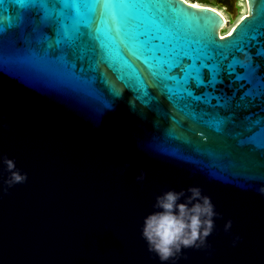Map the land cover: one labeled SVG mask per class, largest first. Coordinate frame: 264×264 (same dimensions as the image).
<instances>
[{
	"label": "water",
	"instance_id": "1",
	"mask_svg": "<svg viewBox=\"0 0 264 264\" xmlns=\"http://www.w3.org/2000/svg\"><path fill=\"white\" fill-rule=\"evenodd\" d=\"M216 2L236 17L226 0ZM247 4L248 14L223 37L224 18L207 4L116 5L168 14L173 44L204 37L223 47L227 59L201 69L206 83L190 85L196 98L189 107L159 82L155 70L163 71V60L145 61L126 46L128 68L99 46L83 53L77 72L83 67L86 87L35 64L0 63V157L27 173L9 188L0 164V264H160L140 236L143 217L154 211L156 194L189 185H198L220 215L209 246L184 249L176 264H264V196L257 191L264 149L256 146L264 139V90L249 94L247 80L238 79L249 63L264 75V35L240 51L226 43L264 24V0ZM2 7L7 29L19 6ZM64 52L69 61L81 55Z\"/></svg>",
	"mask_w": 264,
	"mask_h": 264
},
{
	"label": "snow or ice",
	"instance_id": "2",
	"mask_svg": "<svg viewBox=\"0 0 264 264\" xmlns=\"http://www.w3.org/2000/svg\"><path fill=\"white\" fill-rule=\"evenodd\" d=\"M129 2L135 0H0V63L35 64L59 79L86 87L83 67L77 72V62L83 60V53L94 54L99 46L106 56L123 61V67L128 68L130 62L123 56L126 46L145 61L163 60L159 65L163 71L155 70L159 82L177 104L189 107L188 101L196 98L190 85L206 83L201 79V69L227 59L223 47L214 38L204 37L195 44H173L172 20L168 14L148 9L117 10V4ZM4 4L19 6L14 23L13 17H8L7 29L2 15ZM260 35H264V24L246 30L240 41L226 43L240 51ZM86 39L92 43L85 44ZM54 49L64 54L55 57ZM64 49H77L81 55L69 61ZM260 54L264 55V51ZM257 67L252 63L243 66V75L238 77L251 86L249 94L256 89L264 90V75H258ZM176 69L180 70L178 74ZM141 91L137 88L138 93ZM256 146L264 149V139Z\"/></svg>",
	"mask_w": 264,
	"mask_h": 264
},
{
	"label": "clouds",
	"instance_id": "3",
	"mask_svg": "<svg viewBox=\"0 0 264 264\" xmlns=\"http://www.w3.org/2000/svg\"><path fill=\"white\" fill-rule=\"evenodd\" d=\"M0 164H3L8 173L4 183L9 188L27 179V173L17 169L14 160L0 157ZM127 167L125 162L123 168ZM144 178L145 172L141 169L136 180L143 182ZM257 191L264 196V184ZM153 209L143 217L140 236L149 253L154 254L160 264H176L184 249L208 247L207 237L215 228L214 218L220 215L211 198L198 185L162 190L154 197ZM231 224L230 218L225 221L226 232ZM239 238L234 237L233 244Z\"/></svg>",
	"mask_w": 264,
	"mask_h": 264
},
{
	"label": "bare ground",
	"instance_id": "4",
	"mask_svg": "<svg viewBox=\"0 0 264 264\" xmlns=\"http://www.w3.org/2000/svg\"><path fill=\"white\" fill-rule=\"evenodd\" d=\"M187 2L193 4V5H196V6H202V5H205V3H202L200 1H194V0H186ZM226 2L232 7L233 4L231 3L230 0H226ZM239 3H240V7L242 8L243 7V11L240 13L237 21H235L234 23H231V25L229 24V15L227 13V10H226V7L225 6H222V7H218V6H215V5H210L212 6L213 8H215L216 10H218L223 18H224V25L220 28L219 30V33L220 35L223 37V36H227L229 33H231V31L234 29L235 25L238 23V21L241 19V17H244L248 14V4H247V1L246 0H239ZM228 24L230 25V28L229 30L226 32V33H223L222 32V29L226 26H228Z\"/></svg>",
	"mask_w": 264,
	"mask_h": 264
},
{
	"label": "flooded vegetation",
	"instance_id": "5",
	"mask_svg": "<svg viewBox=\"0 0 264 264\" xmlns=\"http://www.w3.org/2000/svg\"><path fill=\"white\" fill-rule=\"evenodd\" d=\"M231 1V3L233 4V6L231 7V9L234 11L235 9H236V12L238 13V11H239V7L241 6L240 5V3H239V0H230ZM247 1V0H246ZM202 3H205V4H207V5H218V3L216 2V0H203L202 1ZM226 10H227V13H228V15H229V24H231V22H232V14H231V12L226 8ZM237 15V14H236ZM228 24V25H229Z\"/></svg>",
	"mask_w": 264,
	"mask_h": 264
},
{
	"label": "rangeland",
	"instance_id": "6",
	"mask_svg": "<svg viewBox=\"0 0 264 264\" xmlns=\"http://www.w3.org/2000/svg\"><path fill=\"white\" fill-rule=\"evenodd\" d=\"M215 6H218V7H222V6H219V5H215ZM243 11V7L241 8V7H239V11H238V13H237V15H236V17L235 18H232L231 20H232V22L231 23H234L235 21H237V19H238V17H239V15H240V13ZM231 25V24H230ZM230 25H228V26H226V27H224L223 29H222V32L223 33H226L228 30H229V28H230Z\"/></svg>",
	"mask_w": 264,
	"mask_h": 264
},
{
	"label": "trees",
	"instance_id": "7",
	"mask_svg": "<svg viewBox=\"0 0 264 264\" xmlns=\"http://www.w3.org/2000/svg\"><path fill=\"white\" fill-rule=\"evenodd\" d=\"M194 1H200V2H202L203 0H194Z\"/></svg>",
	"mask_w": 264,
	"mask_h": 264
},
{
	"label": "built area",
	"instance_id": "8",
	"mask_svg": "<svg viewBox=\"0 0 264 264\" xmlns=\"http://www.w3.org/2000/svg\"><path fill=\"white\" fill-rule=\"evenodd\" d=\"M222 37V36H221Z\"/></svg>",
	"mask_w": 264,
	"mask_h": 264
}]
</instances>
